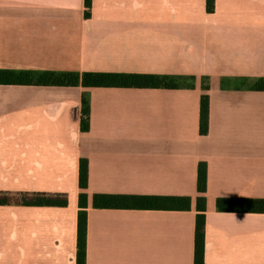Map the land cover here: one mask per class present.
I'll list each match as a JSON object with an SVG mask.
<instances>
[{
    "label": "crops",
    "instance_id": "crops-1",
    "mask_svg": "<svg viewBox=\"0 0 264 264\" xmlns=\"http://www.w3.org/2000/svg\"><path fill=\"white\" fill-rule=\"evenodd\" d=\"M0 0V70L153 74L192 87L0 85V191L65 193V207L0 205V264H76L88 160L86 264H194L207 164L204 264H264V0ZM210 88L205 91L204 83ZM209 95V129L199 131ZM89 101L88 132L80 128ZM94 194L187 196L190 210L101 209Z\"/></svg>",
    "mask_w": 264,
    "mask_h": 264
},
{
    "label": "trees",
    "instance_id": "trees-1",
    "mask_svg": "<svg viewBox=\"0 0 264 264\" xmlns=\"http://www.w3.org/2000/svg\"><path fill=\"white\" fill-rule=\"evenodd\" d=\"M85 17L90 16L92 0H85ZM206 10L210 13L215 10V0H206ZM187 78H169L153 74H125V73H92V72H32L0 70V85H33V86H62V87H106V88H168L176 89L182 86L179 82ZM188 80H194L188 78ZM202 87L208 91L209 84ZM254 89L264 91V79L254 84ZM89 101L82 98L80 128L88 132L90 124ZM210 103L209 95L204 93L200 99L199 131L206 135L209 129ZM208 181L207 164L201 162L197 171V190L200 194L196 200V223L194 237V264H204L205 254V211ZM79 186L81 193L78 199L77 223V254L76 264H86L87 260V220H88V160L82 158L79 168ZM192 200L187 196H151L125 194H94L92 206L101 209H149V210H190ZM50 206L65 207L68 205V195L65 193H29V192H2L0 191V205ZM216 209L220 212L262 213L264 214V199L219 198L216 200Z\"/></svg>",
    "mask_w": 264,
    "mask_h": 264
},
{
    "label": "rangeland",
    "instance_id": "rangeland-1",
    "mask_svg": "<svg viewBox=\"0 0 264 264\" xmlns=\"http://www.w3.org/2000/svg\"><path fill=\"white\" fill-rule=\"evenodd\" d=\"M182 86H191L193 85V81L192 80H183L179 82ZM205 83V81H204Z\"/></svg>",
    "mask_w": 264,
    "mask_h": 264
}]
</instances>
